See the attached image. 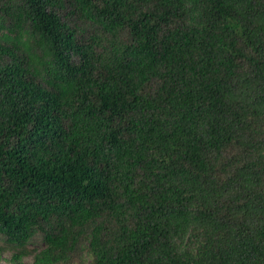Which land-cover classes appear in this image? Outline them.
<instances>
[{
	"label": "trees",
	"instance_id": "trees-1",
	"mask_svg": "<svg viewBox=\"0 0 264 264\" xmlns=\"http://www.w3.org/2000/svg\"><path fill=\"white\" fill-rule=\"evenodd\" d=\"M0 263L264 264V0H0Z\"/></svg>",
	"mask_w": 264,
	"mask_h": 264
},
{
	"label": "rangeland",
	"instance_id": "rangeland-1",
	"mask_svg": "<svg viewBox=\"0 0 264 264\" xmlns=\"http://www.w3.org/2000/svg\"><path fill=\"white\" fill-rule=\"evenodd\" d=\"M41 246H43V245H42V243L39 240L36 241V243L34 244V247L40 248ZM0 264H6V263H0Z\"/></svg>",
	"mask_w": 264,
	"mask_h": 264
}]
</instances>
